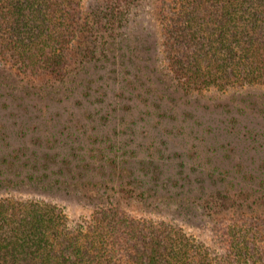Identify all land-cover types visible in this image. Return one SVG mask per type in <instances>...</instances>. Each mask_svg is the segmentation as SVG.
<instances>
[{
	"label": "trees",
	"instance_id": "16d2710c",
	"mask_svg": "<svg viewBox=\"0 0 264 264\" xmlns=\"http://www.w3.org/2000/svg\"><path fill=\"white\" fill-rule=\"evenodd\" d=\"M146 7L180 91L264 85V0H0V73L42 96L82 85L109 56L136 49V30L151 36L136 14ZM107 163L106 173L94 168L100 175L86 167L1 179L0 264H264V193L175 192L176 179L160 187L152 163ZM7 190L42 198L1 196ZM68 205L91 207L89 220L80 215L69 229ZM218 216L226 218L215 230ZM210 228L220 247L208 241Z\"/></svg>",
	"mask_w": 264,
	"mask_h": 264
},
{
	"label": "rangeland",
	"instance_id": "374dc122",
	"mask_svg": "<svg viewBox=\"0 0 264 264\" xmlns=\"http://www.w3.org/2000/svg\"><path fill=\"white\" fill-rule=\"evenodd\" d=\"M151 11H136L151 23V36L136 25V49L109 56L94 75H83L82 85L64 83L42 96L10 70L9 79L0 73V180L71 168L75 175L86 167L100 175L94 168L106 173L112 159L115 170L119 164L127 168V161L136 167L141 161L154 164L161 172L160 187L175 178V192L191 187L195 194L204 187L206 193H264V85L180 91L165 71ZM1 196L42 198L8 190ZM63 214L70 229L80 215L89 220L91 207L68 205ZM145 214L159 218L155 212ZM225 218L216 217L215 230ZM183 229L199 236L195 228ZM211 234L210 228L208 241L220 247Z\"/></svg>",
	"mask_w": 264,
	"mask_h": 264
}]
</instances>
